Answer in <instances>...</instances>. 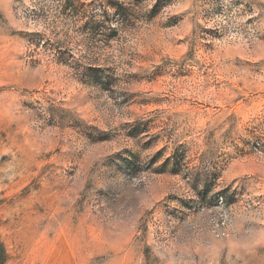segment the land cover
I'll use <instances>...</instances> for the list:
<instances>
[{"label":"rangeland","instance_id":"obj_1","mask_svg":"<svg viewBox=\"0 0 264 264\" xmlns=\"http://www.w3.org/2000/svg\"><path fill=\"white\" fill-rule=\"evenodd\" d=\"M5 264H264V0H0Z\"/></svg>","mask_w":264,"mask_h":264},{"label":"trees","instance_id":"obj_2","mask_svg":"<svg viewBox=\"0 0 264 264\" xmlns=\"http://www.w3.org/2000/svg\"><path fill=\"white\" fill-rule=\"evenodd\" d=\"M7 259L6 251L2 245H0V264H5Z\"/></svg>","mask_w":264,"mask_h":264}]
</instances>
